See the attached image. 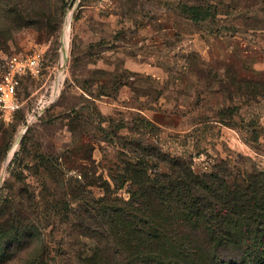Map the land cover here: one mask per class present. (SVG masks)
Here are the masks:
<instances>
[{"label":"rangeland","instance_id":"1","mask_svg":"<svg viewBox=\"0 0 264 264\" xmlns=\"http://www.w3.org/2000/svg\"><path fill=\"white\" fill-rule=\"evenodd\" d=\"M34 54L42 78L0 114L3 264L39 255L15 249L25 230L48 264H82L88 213L131 198L126 164L144 148L230 184L264 174V0H0V77Z\"/></svg>","mask_w":264,"mask_h":264},{"label":"trees","instance_id":"2","mask_svg":"<svg viewBox=\"0 0 264 264\" xmlns=\"http://www.w3.org/2000/svg\"><path fill=\"white\" fill-rule=\"evenodd\" d=\"M190 11L195 20L204 15L202 7ZM162 155L144 148L126 164L129 200L106 195L97 201L98 213H88L82 227L96 245L81 263L264 264V174L230 184L226 169L198 175L186 160ZM151 163L169 171L153 170ZM32 238L25 230L15 249L39 253L25 264H48L42 241L37 247ZM6 247L0 264L14 251Z\"/></svg>","mask_w":264,"mask_h":264},{"label":"built area","instance_id":"3","mask_svg":"<svg viewBox=\"0 0 264 264\" xmlns=\"http://www.w3.org/2000/svg\"><path fill=\"white\" fill-rule=\"evenodd\" d=\"M44 67V59L39 54L15 55L5 62L0 77V114L10 118L21 110L23 103L19 94L23 80L41 79Z\"/></svg>","mask_w":264,"mask_h":264}]
</instances>
